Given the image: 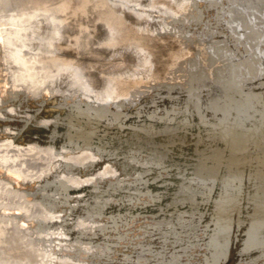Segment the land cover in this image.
<instances>
[{"label":"bare ground","instance_id":"1","mask_svg":"<svg viewBox=\"0 0 264 264\" xmlns=\"http://www.w3.org/2000/svg\"><path fill=\"white\" fill-rule=\"evenodd\" d=\"M239 255L264 264V0H0V264Z\"/></svg>","mask_w":264,"mask_h":264},{"label":"rangeland","instance_id":"2","mask_svg":"<svg viewBox=\"0 0 264 264\" xmlns=\"http://www.w3.org/2000/svg\"><path fill=\"white\" fill-rule=\"evenodd\" d=\"M161 145H162V144H161ZM161 145H158V146H161ZM167 145H168V144H167ZM153 146H154V145H153ZM153 146H150L149 148H154ZM158 146H156V148H157ZM164 146H165V144H164ZM195 146H196V145H195ZM161 147H163V146H161ZM161 147H159V148H161ZM166 147H169V146H166ZM156 148H154L155 150L152 151V152H154L155 154L159 153V154H161V155H164V154H165V153H164L165 151H163V150H158V149L156 150ZM169 148H170V147H169ZM202 148H203V147L199 145V146L197 147L196 150H197V151H201V150H203ZM162 149H164V148H162ZM164 150H165V149H164ZM169 154L172 155L171 152H169ZM166 157H167V153H166ZM187 157L189 158V155H188ZM191 160H193V161L195 162L197 159H196V158H193V159H191ZM159 187H162V186H159ZM146 218H148V217H146ZM141 219H144V220H145V217H142ZM151 220H152V218H151ZM142 223L146 225V224L149 223V222H147V221H143ZM146 228H147V227H146ZM239 260H241V256H240V255H239V259H237V264H238Z\"/></svg>","mask_w":264,"mask_h":264},{"label":"water","instance_id":"3","mask_svg":"<svg viewBox=\"0 0 264 264\" xmlns=\"http://www.w3.org/2000/svg\"><path fill=\"white\" fill-rule=\"evenodd\" d=\"M10 213H12V214H19V213H17V212H12V211H11Z\"/></svg>","mask_w":264,"mask_h":264}]
</instances>
